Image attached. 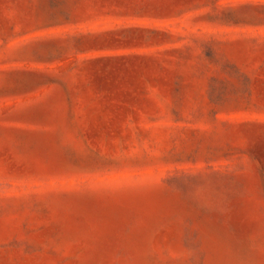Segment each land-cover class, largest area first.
Listing matches in <instances>:
<instances>
[{"label":"rangeland","instance_id":"rangeland-1","mask_svg":"<svg viewBox=\"0 0 264 264\" xmlns=\"http://www.w3.org/2000/svg\"><path fill=\"white\" fill-rule=\"evenodd\" d=\"M0 264H264V0H0Z\"/></svg>","mask_w":264,"mask_h":264}]
</instances>
